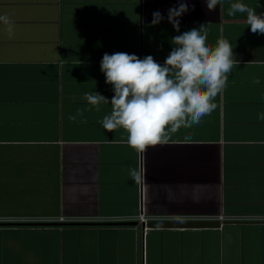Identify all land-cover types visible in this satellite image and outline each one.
I'll use <instances>...</instances> for the list:
<instances>
[{
  "label": "crops",
  "instance_id": "obj_1",
  "mask_svg": "<svg viewBox=\"0 0 264 264\" xmlns=\"http://www.w3.org/2000/svg\"><path fill=\"white\" fill-rule=\"evenodd\" d=\"M179 2L0 0L15 25L9 38L0 23V219L26 221L0 223V264H264V35L246 13L228 15L237 2L264 13V0H222L215 11L185 0L178 33L167 17ZM155 11L164 18L152 26ZM201 24L207 43L228 40L237 61L216 108L138 153L124 129L100 123L111 105L84 99L114 95L102 57L163 65L171 39ZM220 216L238 220L150 227Z\"/></svg>",
  "mask_w": 264,
  "mask_h": 264
},
{
  "label": "clouds",
  "instance_id": "obj_2",
  "mask_svg": "<svg viewBox=\"0 0 264 264\" xmlns=\"http://www.w3.org/2000/svg\"><path fill=\"white\" fill-rule=\"evenodd\" d=\"M209 11H215L222 0H205ZM185 0L168 10V22L176 32L180 31V17L188 12ZM246 13V23L253 34L264 35V13L257 12L243 3L231 4L228 15ZM152 26L158 25L163 16L159 11L152 14ZM0 23L11 38L14 22L7 15H0ZM208 28L201 24L171 39L172 51L163 65L148 55L143 59L126 52L105 53L100 63L106 84L111 85L114 95L109 101L105 96L85 93L84 99L97 111L101 104H110L112 111L100 123L111 132L122 128L128 134L127 144L143 153L149 146L166 144L171 134L182 127L199 125L203 117L216 108L213 102L224 90L228 76L237 61L230 42L220 39L216 45L207 43ZM253 83H259L254 79ZM77 115L83 117V111ZM75 121L76 116H70ZM264 120V112L258 114ZM81 123H87L85 119ZM137 182L141 174L129 170Z\"/></svg>",
  "mask_w": 264,
  "mask_h": 264
},
{
  "label": "water",
  "instance_id": "obj_3",
  "mask_svg": "<svg viewBox=\"0 0 264 264\" xmlns=\"http://www.w3.org/2000/svg\"><path fill=\"white\" fill-rule=\"evenodd\" d=\"M124 225H136L135 222H124ZM222 225L219 221H170L154 222L150 227H169V228H220Z\"/></svg>",
  "mask_w": 264,
  "mask_h": 264
},
{
  "label": "built area",
  "instance_id": "obj_4",
  "mask_svg": "<svg viewBox=\"0 0 264 264\" xmlns=\"http://www.w3.org/2000/svg\"><path fill=\"white\" fill-rule=\"evenodd\" d=\"M218 221H220L221 223H224V222H229V221H236L238 220L237 218H231V217H223V216H220L218 219ZM138 221L140 223H142L144 226H146V224L148 223V219L146 218V216L142 213L139 217H138ZM2 222H16V223H22V222H26V221H23V220H4V219H0V223ZM55 222H58L60 224H63V223H67L69 222L68 220H66L65 218H60L58 219L57 221ZM148 228L145 227L144 230H147Z\"/></svg>",
  "mask_w": 264,
  "mask_h": 264
}]
</instances>
